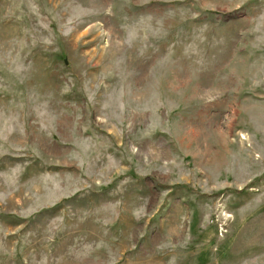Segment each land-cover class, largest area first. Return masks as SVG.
<instances>
[{
    "label": "rangeland",
    "instance_id": "1",
    "mask_svg": "<svg viewBox=\"0 0 264 264\" xmlns=\"http://www.w3.org/2000/svg\"><path fill=\"white\" fill-rule=\"evenodd\" d=\"M0 264H264V0H0Z\"/></svg>",
    "mask_w": 264,
    "mask_h": 264
}]
</instances>
